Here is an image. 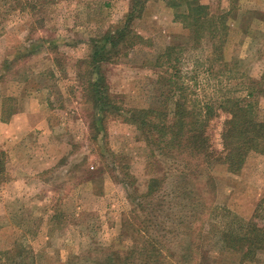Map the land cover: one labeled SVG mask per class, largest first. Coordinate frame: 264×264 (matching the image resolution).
<instances>
[{
	"label": "rangeland",
	"instance_id": "1",
	"mask_svg": "<svg viewBox=\"0 0 264 264\" xmlns=\"http://www.w3.org/2000/svg\"><path fill=\"white\" fill-rule=\"evenodd\" d=\"M134 1L143 2L144 11L133 30L148 43L117 64L102 65L112 99L125 109L166 103L172 118L179 94L168 99L171 84L159 80L167 67L153 64L178 46L180 60L169 75L179 77L173 80L184 88L179 92L187 106L215 105L209 133L221 152L229 115L217 107L225 98H244L250 88L256 115L264 117V0H198L218 27L204 26L199 34L175 19L185 0ZM131 6L132 0H0V153L6 165L0 264H104L111 252L124 256L138 244V233L123 225L142 228L153 208V238L174 236L166 249L176 256L166 264H188L183 249L189 237L182 234L200 210L189 199L215 204L235 229L251 221L264 225L262 152H251L239 173L218 164L178 180L166 175L167 164L153 163L137 127L122 117L110 116L95 138L98 110L86 90L87 62L94 40L121 28ZM213 43H220V52L212 54ZM152 177L165 179L167 191L138 206ZM176 181L180 198L172 192ZM129 262L142 264L139 256ZM248 264H264V253Z\"/></svg>",
	"mask_w": 264,
	"mask_h": 264
},
{
	"label": "trees",
	"instance_id": "2",
	"mask_svg": "<svg viewBox=\"0 0 264 264\" xmlns=\"http://www.w3.org/2000/svg\"><path fill=\"white\" fill-rule=\"evenodd\" d=\"M133 1L123 26L107 32L99 40H94V50L87 62L90 71L86 90L93 108L98 110L92 124L95 133L97 132L95 138H98V133L105 132V125L110 116L122 117L126 122L137 127L141 139L151 150L150 157L154 159L153 163L167 164L166 175L172 174V177L182 180L189 178V174L193 175L194 169L208 171L218 164L226 166L231 173H239L251 152L260 151L264 154V117L258 119L256 115L258 103L252 89L249 88L244 98L228 97L217 107L229 115L221 135L223 146L221 152L213 149L212 137L209 133L210 122L217 115L215 105L207 103L187 106V96L180 95L179 92V89L184 88L176 86L177 82L173 80L174 77H179L176 74L169 75L170 69H176V63L180 60L176 56L178 46L168 47L155 58L153 64L154 68L167 67L159 76V80L171 84L169 90L171 96L168 95V99L177 92L179 94L174 103L175 110L172 118L166 103L161 102L164 106L162 108L151 106L144 109H125L112 99L106 76L101 72L102 65L117 64L122 58L128 57L134 49L148 43V40L133 30L134 20L144 11L143 2ZM185 3L187 7L182 11L178 9H182V4L171 3L172 7L179 10H176V21L182 22L187 27H194L197 34L207 25L212 30L218 28L214 23L215 17L207 13V6L201 5L198 0H185ZM219 46L220 43L212 44V54L221 51ZM167 91L161 95H166ZM4 159V155L0 153V175L6 170ZM184 181L187 182V180ZM211 181L212 178L209 179V185L212 184ZM180 187L177 181L174 182L172 191L174 197L180 198L178 189ZM167 188L165 179L152 177L147 193L138 201V206L139 204L143 206V203L141 204L143 199L155 198L159 192L163 195ZM182 199L185 201V197ZM189 201L191 205L196 206V210H200L191 216L190 222H186V231L182 234L189 237L188 245L183 249V259L186 258L188 264L193 261H195L194 264L210 263L213 261L210 258L211 251L215 252L213 264H248L257 259L258 253H264V225L251 221L239 224L235 229L232 221L231 224L226 223L228 215L216 214L219 208L215 204L205 199H199L197 203L190 199ZM226 210L227 214L231 213L228 209ZM152 217L155 221L157 217L155 208L147 215L146 220L142 221V228L137 227V229L133 222L126 221L123 225L124 231L132 229L133 232H137L140 236L138 244L127 250L124 256L118 251L111 252L104 264H133L129 261L136 256L140 257L142 264H166V258L169 256L174 258L176 253L166 249L167 246L173 248L171 246L174 245V236L165 234L157 240L153 238L149 226ZM208 224L212 228L209 231H207ZM209 246H213V250H209Z\"/></svg>",
	"mask_w": 264,
	"mask_h": 264
}]
</instances>
